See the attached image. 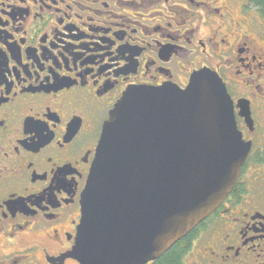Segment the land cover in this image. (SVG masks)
<instances>
[{"label": "flooded vegetation", "instance_id": "flooded-vegetation-1", "mask_svg": "<svg viewBox=\"0 0 264 264\" xmlns=\"http://www.w3.org/2000/svg\"><path fill=\"white\" fill-rule=\"evenodd\" d=\"M199 70L219 78L249 153L173 264H264V5L0 0V264H79L68 254L109 113L132 87L184 90Z\"/></svg>", "mask_w": 264, "mask_h": 264}, {"label": "water", "instance_id": "water-1", "mask_svg": "<svg viewBox=\"0 0 264 264\" xmlns=\"http://www.w3.org/2000/svg\"><path fill=\"white\" fill-rule=\"evenodd\" d=\"M249 145L216 74L132 87L104 122L80 196L79 264H148L230 193Z\"/></svg>", "mask_w": 264, "mask_h": 264}, {"label": "trees", "instance_id": "trees-1", "mask_svg": "<svg viewBox=\"0 0 264 264\" xmlns=\"http://www.w3.org/2000/svg\"><path fill=\"white\" fill-rule=\"evenodd\" d=\"M261 4L264 5V0H257ZM191 232L190 234H192ZM189 237V235L187 236ZM187 237L179 241L177 245L171 247L166 253H164L159 259H157L155 262H152L151 264H173L176 261V258L178 257V252L185 246V242L187 240ZM183 242V243H182ZM179 246V248H177Z\"/></svg>", "mask_w": 264, "mask_h": 264}]
</instances>
